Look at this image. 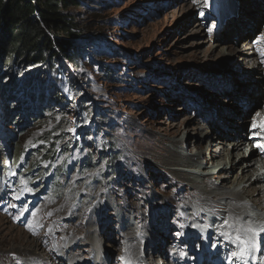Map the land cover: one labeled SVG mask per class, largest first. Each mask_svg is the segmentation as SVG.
Instances as JSON below:
<instances>
[{
    "label": "rangeland",
    "instance_id": "1",
    "mask_svg": "<svg viewBox=\"0 0 264 264\" xmlns=\"http://www.w3.org/2000/svg\"><path fill=\"white\" fill-rule=\"evenodd\" d=\"M214 2L81 0V7L72 8L82 28L90 30L89 37H79L77 42L93 45L92 37L101 42V52H97L99 64L93 68L82 64L77 70L69 65L68 75L73 77L69 83L64 78L55 82L50 76L49 82L56 84L64 101L54 99L48 104L44 100L45 112L37 114L34 108H28L26 114H20L21 118L25 117L20 120L22 122L14 124L6 120L0 127V220H5L0 230L5 233L0 234V264H37L23 257L27 253L21 248L22 239H36L40 247L38 255L46 256L39 258L40 264L58 261L47 251L53 247L52 251L65 261L70 255L74 256L77 260L72 264H100L101 260L105 264H128L122 230L129 227L138 232L140 241L154 236L157 230L167 236L168 226L178 225L179 221L184 223L185 231L201 230L206 237L207 233L208 236L215 234L212 220L223 223L222 213L209 209L196 211L188 205L183 207L185 200H192L197 194L188 183L182 187L181 177L170 172H186L187 168L176 163L166 166L159 161L162 141L168 139L165 134L172 123L181 126L182 132L168 143L173 147L175 140L184 139V149L178 150L187 153L198 140L202 145L219 143V132L212 134L210 125L201 128L213 119L225 132L238 130L242 135L245 132L243 126L248 123L247 128L254 129L249 131L253 142L261 143L260 138L264 135L261 127L264 125V63L261 66L260 62L254 63L255 58H264V0H241V3L233 4L228 13L223 8V1L218 2L217 7ZM231 12L236 13V18L228 17ZM258 19L261 23L249 37L256 43L255 56L252 48L247 50L246 56L253 58L250 65L244 59L245 53L237 50L242 38L247 36L243 24L251 21L249 26H252ZM242 29L245 31L242 36L234 35ZM215 40L219 45L214 51ZM219 51L227 55L226 60L219 57ZM255 69L259 73H255ZM246 86L259 87L255 101L237 95L236 91H232L235 92L233 96L226 94L234 87L244 90ZM14 100L21 101L17 97ZM258 101L259 105L255 106ZM231 102L244 111L250 106L255 107L247 120L238 118L231 122L230 129L228 124H223L224 119L219 118L218 110L222 107L225 111L231 110ZM203 106L207 107L204 113L201 112ZM101 114L105 120L98 118ZM32 115L41 117L34 121ZM206 115L208 121L201 117ZM227 140L228 144L236 141L234 138ZM225 148V153L232 151L230 145ZM47 150H51L50 159L44 157ZM224 156L218 157L224 167L214 178L216 181L206 179L197 185L201 192L215 196L210 191L215 189L211 185L217 182L219 190L234 189L228 178L219 179L221 175L238 173ZM204 158L205 155L200 160L204 161ZM202 169L197 168V172ZM56 180L60 181L59 185H55ZM254 185L253 188L258 189L259 186ZM226 201L227 198L219 195L218 206H225ZM131 203L134 208L124 211L123 208ZM158 204L160 208L156 209ZM257 205H252L250 211L254 215L252 224L260 226L264 223V209ZM153 209L156 210L151 222L157 221L158 225H153L151 231L142 232L141 219L145 218L143 223L149 226V214ZM72 221H80L85 228L91 226L97 246H91L90 240L81 232L80 236L86 241L81 246L73 248L70 238L62 240L61 232L75 229ZM59 222L61 226L57 225ZM176 231L181 237V231ZM12 233H18L19 237L13 239ZM211 238L213 236L209 237L207 248L214 249L209 243ZM59 243L61 248L55 246ZM141 243L145 245L146 242ZM198 244L195 245L197 250ZM191 248L189 244L180 247L161 238L157 248L154 245L147 248L144 257L159 253L157 264H171L168 255L172 254L178 256L177 264H184L181 257L184 253L189 259L195 254ZM231 250L227 248L223 260L233 258ZM132 251L137 253L135 247ZM139 262L151 264L148 260Z\"/></svg>",
    "mask_w": 264,
    "mask_h": 264
},
{
    "label": "bare ground",
    "instance_id": "2",
    "mask_svg": "<svg viewBox=\"0 0 264 264\" xmlns=\"http://www.w3.org/2000/svg\"><path fill=\"white\" fill-rule=\"evenodd\" d=\"M220 1H223L222 5H223V8L226 9L227 13L232 8L233 4L236 5L238 2L241 3V0H215L214 5L217 7L216 4ZM244 3H246V2L244 1ZM236 16H237L236 13L231 12V13H229L228 17L231 19L232 18L234 19ZM248 16H249V18L251 17V19H252L251 14H249ZM250 23H251V21L245 22L243 24V27L248 32L246 31V33H247L246 39H244L240 43V46L238 47L237 52L245 53L244 59L248 64L251 65V64H253V61H252L253 58L248 57L246 55H248L247 50L249 48H252L253 51L255 50V45H251L252 41H250V43H249V39H250L249 37L253 31L258 29V26L261 23V19L254 21L255 24H253L252 26H249ZM194 25H198V23H194ZM204 31L202 30L201 32L204 33ZM242 31H244V29L237 31V32H234V31L233 32H234V35L238 34L239 36L240 35L242 36V34H241ZM195 32H197V31H195ZM220 41L221 40H219V42ZM217 45H219V43H217V40H215V42L213 43L214 51H215V48L217 47ZM219 55H220L219 57H221L222 60L227 59V55H225V53H223L222 51H219ZM255 55H256V53L254 51L253 56H255ZM242 56L243 55H241L240 59L243 58ZM256 62H260L259 66H261V64L264 63V58H259V59L255 58L254 63L256 64ZM255 70H256L255 73H259L258 69H255ZM255 70H251L250 72H253ZM250 72L247 73L248 76H249ZM257 87L258 86L253 87V89H252L249 86L244 90H242V89L241 90H238V89L235 90V87H234L233 89H230V93L226 92V94H231V96H233V95H235L234 94L235 92H232V91H236L237 95L242 94V95H245L246 97H248V99L255 101L254 99H256V96H257L256 95ZM258 89H259V87H258ZM235 97L236 96H234L233 98H235ZM259 103H260L259 101L256 102L255 106L259 105ZM229 104H231L230 105L231 110L225 111L224 107H222L220 110H218L219 111L218 115H219L220 119H222V120L224 119L225 122L223 124H228L230 129H231V125H230L231 122L235 121L238 118L239 119L244 118L245 120H247V118L250 117L249 114H250L251 109L253 107H255V106H250L251 108H248L244 111L240 107L236 106V103L233 104L231 102ZM202 109H203V111H201V112L204 113V111H205V109H207V107L203 106ZM184 110H186V109H184ZM257 112H259V111H257ZM262 112H264V108H263ZM196 117L199 118L200 115L199 116L196 115ZM201 117H203L205 119V121H208L207 115L201 116ZM257 118H258L257 114L255 113L254 120H256ZM251 121H252V119H251ZM175 124L176 123H172L169 126V129L166 131L165 136H168V139L162 141V148H161L160 154H159L160 155L159 161L161 163L165 164L166 166L176 163L175 165L183 166V167L187 168L186 172L173 171V170L170 172L173 174V176L181 177L180 182L182 183L181 184L182 187H185V183H188L191 186V188L193 189V191L195 190V192L197 194L194 199L189 200V201L185 200L183 202V207H187V205H188L196 211L198 209H204V210L209 209V210L214 211V212H221L222 213L221 215H222L224 221H223V223H220L216 219H214V220L210 219L215 224V228H218V229L214 228L215 234H213L211 232L212 234L210 236H208L209 234L207 233V237H206V233L201 231V230L188 229V231H185L184 230V223L182 221H179L178 225L172 223L171 225L168 226V233L169 234L167 233V236H165V237L162 235V232L160 230H157V232L155 234H153L154 236H152V237L147 236L146 238H141V241L146 242L145 245H143L141 243V241L138 239L139 238L138 232H136L133 228L129 227L126 230H122L123 234H124L122 236L123 237L122 245H124V246L127 245L126 258L128 259V261L131 262V264H142L139 261L145 262L147 260L151 264H157L159 261V259H158L159 253L151 254L147 258H145L144 255H147L146 250H147V248L150 247V245H154L157 248V245L159 244L161 238H164L165 241L171 240V241L175 242L177 245H179L180 247H183L186 244L187 245L189 244L190 246H192L191 249L194 250L195 254L193 253L194 254V256H192L193 258L189 259L188 258L189 256H187L184 253L183 256H181L184 259L183 260L184 264H192V263L193 264L194 263L200 264L201 262H202L201 264H216L215 261L219 262V264H249V263L254 264V259L251 260V255H250L251 254V248L248 249L247 254H245L243 257H241L240 256V249L237 247V245L234 243H231L226 238V236H225V238L222 237V235H223L222 233H225V232H232L233 235H235V229L238 226L244 224L245 222H249L252 224V219L254 218V215L250 211V208L252 205L259 204L261 206V210L264 209V183L261 184L264 181V152H262L260 150V147L257 145V142H253L250 140V138L252 137V134H250L249 131L254 130L253 127H249V129H248L247 128L248 123L245 122V124L243 126V129L245 131L244 132L245 135L244 134L242 135V133L239 132L238 130H234V132L233 131L225 132L224 128L222 129L221 126L219 125V122L214 121V119L210 120V121L206 122V124L202 125L201 128H204L205 125H210L209 130L212 134L216 131L219 132V134H220V140L218 141L219 143H216V141H214L211 143L206 142L202 145V143H199L200 141L198 140L191 147L192 150H190L187 153L186 151L184 152L182 150L181 151L178 150V148L184 149V147L186 145V142L184 139L175 140L176 145H174L173 147L171 145H169V143H168L169 139H172L174 137L175 138L179 137L181 132H182V127L177 126ZM173 127H176V128L174 130H172ZM157 138L160 140L161 137L158 136ZM228 138H234V139H236V141L230 142L228 144V140H227ZM248 141H250V143H251L250 145H248ZM218 144H221L222 146L220 147ZM258 144H259V142H258ZM227 145L232 146V151L225 153L224 151L226 150L225 147H227ZM250 147L252 148V151H251V155L249 157H252V158L248 159V158H246L248 156L245 153V150H248ZM206 151H210L209 157H208V154H206ZM218 152L220 154H216ZM204 155H205V158H204L205 162H202V164H205L206 166L204 165L205 168L202 169L204 166H202V164H198V163H201L200 158H201V156L204 157ZM222 155L223 156L225 155L224 157L227 159L226 162L232 164L233 169L237 170L238 173L234 174L233 176L221 175V176H219V179L223 180L224 178H228L229 179L228 182L230 183V185H233L235 187L233 190H229V191L228 190H219L217 188V185L219 186L220 184H219V182H217L216 184L211 185V187H213L215 189L210 191L213 194H215V196H209L207 193L201 192L198 189L197 185H199V183H201L202 180H203V182H205L206 179L216 181V179H214V178L217 175L207 174V172H211V171H213V169L209 171L207 168H208V165H210V164H211L210 166L212 168L223 165V163H219L221 159H218V157H220ZM240 155H242V159L237 161V159L239 157H241ZM186 156H187V159H185ZM223 167L220 169V171H222ZM197 168L202 169L203 173L201 171H199L200 173H198ZM205 170L206 171L208 170V171L206 172ZM196 172L198 174H196ZM198 177H202V179H200ZM254 184H257V187L259 186L258 189L253 188ZM225 185L227 186V184H225ZM219 195L221 198H224V199L227 198L225 206L224 205L218 206ZM259 195H262V196L259 197ZM239 199H241V200H239ZM259 205H257V206H259ZM126 206H127V208H123L124 211H128L130 207L134 208L132 203H131V205L127 204ZM158 208H160L159 204H158V207L156 209H158ZM156 209H153L151 211V213L149 214V218H150L149 226L143 223L146 221L145 218L141 219L142 226H144L142 229V232H147V231H149V229L151 231V228L153 227V225H158L157 221H153V224L151 222L153 213ZM112 218H113V214H111L110 220ZM2 219H3L2 221L0 220V230L2 229V227H4V221L5 220H4V218H2ZM225 220H227L228 224L232 226L231 228L227 227L224 224ZM22 221L24 222V219ZM72 222H74L75 229H73L67 233L61 232L60 236L64 237L62 240L70 238L72 241V244H73L72 245L73 248H74V246H81L83 244L82 242H86L82 238L83 236L82 237L80 236L79 233L81 232L84 234V236L87 237V239L90 240L91 246H93V245L97 246V239L91 233V231H92L91 226L90 227L86 226V228H85L83 226V224L80 223V221H78V222L72 221ZM191 222H192V220H191ZM192 223L194 225V221ZM261 224H260V226L259 225L255 226L252 224L253 226H255L258 229V232H260V239L256 240V238H255V236L257 235L256 234L255 236L251 237V242L257 243V244L259 243V245L263 246V248H264V238H263L264 231L260 230V229H264V223L262 225ZM57 225L61 226V222H59ZM216 226H218V227H216ZM113 229L115 230V228H112V230ZM169 230L173 231V232L170 233ZM176 230L181 231V234H182L181 237H179L180 235L178 234V232ZM21 232H23V231H21ZM1 233L5 234L4 231H1L0 234ZM24 233L25 232H23V234ZM12 235L14 237L13 239H16L17 237H19L18 233H16V234L12 233ZM15 235H16V237H15ZM70 235H73V237H71ZM1 236H3V235H1ZM60 236H59V238H60ZM183 236H185V237H183ZM212 236H213V239L212 238L210 239V241L212 240V242H209V243H211V246L214 249H211L209 247L207 248L208 239H209V237H212ZM250 236H251V234H250ZM4 237H6V236H4ZM253 241H255V242H253ZM40 243H41V246H44L43 240H40ZM196 243L197 244L199 243L198 244L200 246L198 248L199 250H197V248L195 247ZM20 244L22 245L21 248H23L26 251L25 253H27L23 256V257H25V259L33 260V262H37V264H40L39 258L42 259V258L46 257V256H44V254L38 255L39 252L37 251V249L40 247L36 243V239L35 240H33V239H22L20 241ZM55 246L61 248L62 244L59 243V245H55ZM133 247L136 248V251H137L136 254H134L132 251ZM227 248L232 249L231 251L233 252V258L223 260L222 258L226 254ZM42 249L45 250L43 247H42ZM53 249H54V247H53ZM53 249H51V250L48 249L47 251L52 256L58 258V261H56L55 264H63V263L72 264V262L77 260L74 258V256L70 255L67 258V261H65L61 255H58L56 252H53L54 251ZM12 252L16 253L15 251H12ZM35 255H38V256L34 257ZM261 255H262V258L264 259V250H263V253ZM168 257H169L168 261L171 264H177V261H179V259L177 260V258H178L177 255L169 254ZM252 257L255 258V255H253ZM201 259H203V261ZM48 260H50V259H48ZM220 261H222V262H220ZM101 262H100V264H105V262L103 260H101ZM21 263H22V261H21ZM85 264H88V262H85ZM262 264H264V261L262 262Z\"/></svg>",
    "mask_w": 264,
    "mask_h": 264
},
{
    "label": "trees",
    "instance_id": "3",
    "mask_svg": "<svg viewBox=\"0 0 264 264\" xmlns=\"http://www.w3.org/2000/svg\"><path fill=\"white\" fill-rule=\"evenodd\" d=\"M80 2L0 0V127L6 120L22 122L25 117L20 114H26L28 108L37 114L45 112L44 100L48 104L54 99L64 101L56 84L49 82L50 76L55 82L64 78L69 83L73 80L68 75L69 65L76 70L82 64L97 65L101 42L93 37V45L77 42L79 37L90 35L72 12V8L81 7ZM73 90L76 93V86ZM16 97L21 101L15 102ZM13 105L15 110L10 114ZM31 117L38 121L41 116ZM98 118L105 120L104 114ZM50 154L47 150L44 157L50 159Z\"/></svg>",
    "mask_w": 264,
    "mask_h": 264
},
{
    "label": "snow or ice",
    "instance_id": "4",
    "mask_svg": "<svg viewBox=\"0 0 264 264\" xmlns=\"http://www.w3.org/2000/svg\"><path fill=\"white\" fill-rule=\"evenodd\" d=\"M261 127L264 128V125H262ZM224 224L229 228L232 227L231 225L228 224L227 220H225ZM260 230L264 231V229H260ZM257 232H258V229L255 226H253L249 222H245L244 224L238 226L235 229V235H233L232 232H225L222 234L225 235L226 238L231 243H234L237 245V247L240 249V256L243 257L245 254L248 253V249L250 247L251 248L255 247V245L251 242V237L255 236ZM128 264H131V262L129 261Z\"/></svg>",
    "mask_w": 264,
    "mask_h": 264
}]
</instances>
